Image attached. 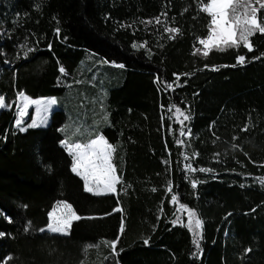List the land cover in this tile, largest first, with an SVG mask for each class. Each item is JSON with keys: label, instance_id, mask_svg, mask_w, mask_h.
<instances>
[{"label": "trees", "instance_id": "1", "mask_svg": "<svg viewBox=\"0 0 264 264\" xmlns=\"http://www.w3.org/2000/svg\"><path fill=\"white\" fill-rule=\"evenodd\" d=\"M208 2L0 0V264H264V35L204 57ZM21 94L69 98L21 131ZM69 120L113 145L116 192L85 191ZM60 201L81 219L41 231Z\"/></svg>", "mask_w": 264, "mask_h": 264}, {"label": "snow or ice", "instance_id": "2", "mask_svg": "<svg viewBox=\"0 0 264 264\" xmlns=\"http://www.w3.org/2000/svg\"><path fill=\"white\" fill-rule=\"evenodd\" d=\"M256 3L259 4V9H264V0H256ZM238 9H244V11L237 14ZM259 9L253 6L251 0H209L208 4L202 8L211 17L209 35L199 40V43L203 45V56L207 57L214 48L218 51H225L229 48L243 46L249 52L253 51L251 38L257 33L264 35V23L258 20L257 16ZM156 22L159 23V18ZM166 30L170 32L179 31L175 28ZM199 51L200 49H197V52ZM237 62L239 64L245 63V56H238ZM120 67H123V65H120ZM60 71L64 72V69L61 68ZM24 99L29 100L28 97H24ZM29 102L38 105L41 103V101L35 100ZM51 102L55 103L54 100ZM3 107H6V103L4 98L0 97V108ZM188 118V116H184L185 120ZM20 123L21 121L18 120L17 124ZM37 126L35 121L28 125V127ZM20 130L24 131L25 129L21 128ZM243 130L247 131V128ZM62 144L69 154L73 155L72 171L84 180L86 192L96 195L116 192V186L120 183V178L117 176L116 168L112 163V152L115 150L113 145L109 144L102 136L93 139L88 145L68 143L67 141H62ZM200 171L206 170L200 169ZM261 183H264V180ZM195 186V183H193V187ZM172 200L175 201L176 197L173 196ZM195 216L194 211H189L190 230H193L191 224ZM49 218L48 230L65 235L68 234L73 221L81 219L73 206L66 201L58 202L57 207L49 213ZM202 228L203 221L198 218L195 219V229L202 230ZM41 231H44V229H41ZM121 231H123V224L121 225ZM3 235L4 233H0V236ZM194 235L202 236V232H194ZM193 242L199 248V241L194 239ZM106 243H110L111 248L115 250L116 241ZM144 243L147 244L148 241L145 240Z\"/></svg>", "mask_w": 264, "mask_h": 264}, {"label": "rangeland", "instance_id": "3", "mask_svg": "<svg viewBox=\"0 0 264 264\" xmlns=\"http://www.w3.org/2000/svg\"><path fill=\"white\" fill-rule=\"evenodd\" d=\"M254 1L256 2V0L251 1L253 6H255L257 9H259V4L258 3L255 4ZM243 11H241V12H243ZM239 13H237V14H239ZM4 32H5L4 27L0 25V33L4 34ZM203 50L204 49H203V45H202V52H203ZM24 97H28V96L25 94H22V95H20V98H18L19 101H18V109H17V119H16V124H15L16 128H23V129L26 128L25 127V124H26L25 121L29 118L30 113L32 114V121L29 124H32L33 121H35L36 124L38 125L37 127H47L51 122L52 112L56 109L63 107L65 105V99L68 100L69 95L67 94L65 97H63L61 99H58V98H54V99H51V98L32 99V98L28 97L29 100H27V101L24 99ZM33 100L41 101V103L38 105V104H34V103L29 102V101H33ZM53 100L55 101V103L51 102ZM26 105H27V107H26ZM3 108H5V107H3ZM3 108H0V111ZM38 109H39V111H38ZM66 111H69L68 108L66 109ZM88 112H91V116L93 117V125H94V121L96 119L95 116L97 115V111H96V113L93 112L92 110H89ZM68 115H69V113H68ZM104 117H105V113L102 112V114L100 115V121L104 120ZM69 118H70V115H69ZM18 120L21 121V123L19 125L17 124ZM28 125H27V127H28ZM67 126L68 127L70 126V120L67 123L66 128L65 127L63 128V131L65 129L64 132H65V135L67 136L65 141H67L68 143H72L73 140L71 138L69 139V137H68L69 133H68ZM92 128L94 129L95 127L92 126ZM88 131L90 132L91 129H89ZM72 135H73L72 138H76V137H79L80 133L74 134V132H73ZM112 160H113V152H112ZM112 163H113V161H112ZM79 177H81V176H79ZM106 194H108V193H106ZM94 195H96V194H94ZM100 195H105V194H100ZM57 204L54 206V208L57 207ZM44 231L51 232L48 230V227ZM51 233H53V232H51ZM61 234H63V233H61Z\"/></svg>", "mask_w": 264, "mask_h": 264}, {"label": "crops", "instance_id": "4", "mask_svg": "<svg viewBox=\"0 0 264 264\" xmlns=\"http://www.w3.org/2000/svg\"><path fill=\"white\" fill-rule=\"evenodd\" d=\"M54 99V98H51ZM78 121H80L78 119ZM75 126H77L78 122L74 121ZM75 130H77V127H74ZM81 131V130H80ZM94 132H90V133H85V134H80L79 137L73 138V142L72 143H79L81 145H88L91 143V141L93 139H96L97 137H100V135H98L97 137H95V135H93ZM76 140V141H74ZM64 146V145H63ZM65 147V146H64ZM66 148V147H65ZM71 155V154H70ZM73 157V155H71ZM73 166V165H72Z\"/></svg>", "mask_w": 264, "mask_h": 264}, {"label": "bare ground", "instance_id": "5", "mask_svg": "<svg viewBox=\"0 0 264 264\" xmlns=\"http://www.w3.org/2000/svg\"><path fill=\"white\" fill-rule=\"evenodd\" d=\"M17 112V111H16ZM15 124H16V121H15Z\"/></svg>", "mask_w": 264, "mask_h": 264}]
</instances>
